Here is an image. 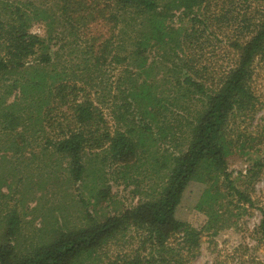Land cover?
<instances>
[{
    "label": "trees",
    "instance_id": "obj_1",
    "mask_svg": "<svg viewBox=\"0 0 264 264\" xmlns=\"http://www.w3.org/2000/svg\"><path fill=\"white\" fill-rule=\"evenodd\" d=\"M57 10L59 16L36 9L9 23L0 20V49L5 55L0 57V79L18 76L8 95L13 89L20 94L0 113L3 131L11 135L19 126H39L41 134L54 132L57 140L48 141L47 147L69 160L72 182L89 177L91 169L84 162L89 152H102L113 165L130 166L139 155V138L152 132V124L168 111L169 102L157 95L160 72L164 85L171 87L173 107L181 106L190 114L189 145L172 157L166 181L149 201L104 223L68 231L27 257H19L11 244L0 245V264H83L86 256L94 255L98 264H193L201 255L206 232L214 236L232 227L218 205L227 210L235 203V208H255L252 195L264 178V157L246 152L253 136L242 131L241 124L259 111L254 78L258 64L264 62V0H93L90 4L60 0ZM105 15L118 30L120 51H112L111 41L98 48L115 53L113 60L124 69L113 114L126 124V131L112 130L88 89L96 88L92 80L75 77L84 83L80 84L63 79L51 69L54 61L49 53L25 64L47 47L41 37L29 33L34 20L59 22L75 33L74 28L86 29L97 16L106 20ZM175 18L182 25L176 27ZM215 27L231 28L226 35L229 61L221 66L204 59ZM99 40L93 39L86 55L95 56ZM82 64V73L90 71L89 61ZM192 100L196 107L190 113ZM136 120L140 126H135ZM237 156H249L250 165L234 178L230 166ZM195 182L205 186L195 207L208 217L200 227L177 217L184 192ZM106 194L100 192V197L105 200ZM261 214L256 233L264 244V209ZM19 224L17 215L11 217L8 236L16 234ZM238 256V264H244V254ZM214 264L234 263L216 258Z\"/></svg>",
    "mask_w": 264,
    "mask_h": 264
},
{
    "label": "rangeland",
    "instance_id": "obj_2",
    "mask_svg": "<svg viewBox=\"0 0 264 264\" xmlns=\"http://www.w3.org/2000/svg\"><path fill=\"white\" fill-rule=\"evenodd\" d=\"M82 1L89 4L93 2ZM59 5L60 0H0V20L9 23L11 19L36 9L47 10L51 14L54 12L59 16ZM105 19L97 16L88 28H74L78 31L75 33L59 22L51 24L49 20H34L29 33L41 37L47 47L43 52H38L39 57H31L25 64L29 66L43 54L49 53L54 61L51 69L62 75L63 79L80 84L84 83L79 78L92 80L96 88L88 89L93 91V97L105 112L112 130L126 131V124L120 123L113 114L115 104L119 101V88H123L121 75L124 69L113 60L121 44L116 39L118 30L112 28L110 22L107 23V15ZM180 25L181 19L175 18V26ZM230 32V27L223 30L215 27L210 32L213 42L205 52L204 59L213 66H221L224 61H229L226 35ZM93 39L100 40L92 57L86 52L90 51ZM104 41H111L115 53H109L108 49L102 53L98 47ZM1 50L0 57L5 58ZM97 53L101 57L99 65L96 62ZM85 61H89L90 71L82 73V62ZM256 71L254 88L259 100V111L253 119L248 118L241 124L244 127L242 131L253 136L251 147L246 152L254 158H263L264 62L258 64ZM17 77L10 75L0 79V113L6 109L5 105L13 104L20 96L17 89L8 95L9 87ZM156 77V83H161L157 85V95L169 102L168 111L152 124V132L139 138V155L135 161L130 166L113 165L102 152H89L84 162L91 172L89 177L78 183L69 179V160L47 147L48 141L57 140L54 132L48 130L42 135L38 132L39 126L29 129L19 126L10 135L3 131L0 123V245L11 244L19 257H27L68 231L104 223L108 218L120 216L149 201L160 191L169 175L172 157L188 148L186 120L190 114L188 109L183 111L181 106L173 107L172 93L168 92L171 87L164 85V74L159 72ZM164 91L165 95L162 96ZM192 101L190 113L196 107V102L192 104ZM136 121L135 126H140L139 121ZM248 157L237 156L232 160L230 171L234 178L241 172L246 173L250 165ZM94 169L97 170L96 174L92 172ZM204 189V185L196 182L187 187L177 211L179 220L198 227L207 223L208 217L195 208L202 199ZM100 192L107 193L105 200L100 197ZM252 198L255 208H235V203L227 210V207L218 205L221 213L230 218L228 225L232 227L226 226L214 236L213 232H206L201 255L193 264H214L216 258L238 264L239 258L235 257L241 253L244 254V264H264V244L256 233L262 220L261 209H264V178L255 186ZM15 215L20 224L12 237L8 236L9 221ZM94 259L96 255L93 258L86 256L83 264H98Z\"/></svg>",
    "mask_w": 264,
    "mask_h": 264
}]
</instances>
